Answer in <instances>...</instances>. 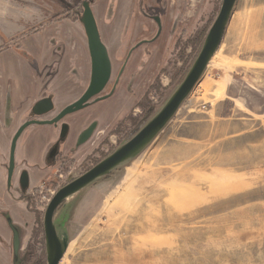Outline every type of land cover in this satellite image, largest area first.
<instances>
[{
    "label": "rangeland",
    "instance_id": "obj_1",
    "mask_svg": "<svg viewBox=\"0 0 264 264\" xmlns=\"http://www.w3.org/2000/svg\"><path fill=\"white\" fill-rule=\"evenodd\" d=\"M82 1L76 0L60 11L54 21L67 16L81 24L82 6L78 5ZM151 1L154 4V0H147V4ZM221 3L165 0V29L154 43L160 51L154 53L145 70L149 76L165 63L161 78L136 105L117 94L87 114L103 109H111V114L120 108L130 116L120 134L106 137L101 154L125 143L127 136L160 110L178 86V78H174L178 68L192 65L195 60L191 46L183 50V43L206 26L207 20L209 30ZM90 6L101 29H120L121 20L131 15V28L138 35H147L148 21L140 15L141 6H134L132 0H96ZM142 10L155 13L157 8L147 10L143 3ZM108 12L120 14L116 21H106ZM159 33L158 28L156 36ZM107 39L114 42L116 36ZM108 48L117 51L115 46ZM146 56L137 58L135 68ZM25 70L10 66L8 72L0 70L7 75V80L0 78L5 101L15 95L23 101L32 95L34 88L25 83ZM146 80L141 79L134 93L127 96L138 99ZM85 87L80 85L76 90L75 83L70 82L64 94L75 89V100ZM53 106L50 116L65 106L61 96L53 99ZM30 109L13 112L15 127L28 118ZM83 110L68 119L80 120L85 115ZM98 120L102 131L109 121ZM101 136L98 132L93 141ZM65 148L67 144H55L52 149L62 153ZM49 156L48 152L47 165H39L44 170H36L34 184H46L44 188L55 193L79 174L80 165H69L74 170L65 174L59 165L49 163ZM34 184L29 183V187ZM52 196L38 195L39 214L34 213L28 240L22 247L28 234L18 227L11 238V222L29 225L32 215L27 212L31 210L17 209L13 198L0 193V264H46L44 235L33 236V232L36 218L43 220L45 202ZM76 198L75 203L81 206L80 229L59 264H264V0H237L218 53L167 126L135 158ZM15 234L17 253L13 250ZM28 243L33 246L31 250Z\"/></svg>",
    "mask_w": 264,
    "mask_h": 264
},
{
    "label": "flooded vegetation",
    "instance_id": "obj_2",
    "mask_svg": "<svg viewBox=\"0 0 264 264\" xmlns=\"http://www.w3.org/2000/svg\"><path fill=\"white\" fill-rule=\"evenodd\" d=\"M143 3L146 5L147 10L149 9L153 10L155 8H157V10L155 11V13H152V12L144 13V11L142 10ZM133 4L134 6L137 5L138 8L141 6L140 11L142 13L140 12V15L144 18V20L148 21L149 28L148 30H146L147 35H143V33L141 35H138L135 29L131 28V25L133 26L131 22L134 19L130 20V17L128 20L127 18L122 20L121 23L123 27L121 29L117 31L110 30L109 34L103 35V36L99 33L101 42L103 43V45L105 46L107 50L108 57L111 63V76H110V79L105 89L99 95H96L88 102L89 105L84 108V110H86L84 112L85 115L82 116V118L78 121L77 120L70 121V119H68L70 117H73L74 114H77V113H73L71 115H67L63 117L56 124H52V125L34 124V125H30L29 127L25 128L19 134L18 138L15 141V149L13 152V170L11 172L10 178H9V161L11 158V145L13 144V140L16 134L18 133L19 129L27 122H33V121H37V122L47 121L48 122V121L54 120L55 118L59 116L61 111L66 106L79 100L84 94V92L86 91L89 85L90 75H91V61H90L87 42L84 41V44L81 45V42H79V38L74 36L75 37L74 42L77 41L81 45L80 48L83 51L81 55L84 54V58H85L84 63L86 67L87 78H86V84H83V85H85L86 87L74 101L64 106L61 110L54 112V114H52L51 116L49 114H51L54 110L53 109L54 108L53 99L51 96L47 95L43 99H49L51 101V104H52L51 111L36 115L32 112V108H31L30 109L31 114L28 116L27 119H22L20 124L17 121L19 126H16L17 127L16 128L14 124L16 120L15 118H13V114H14L13 112H16L17 110H20V109L21 110L25 109L23 102H21L22 101L21 100L20 102H18V105L14 107L12 106V104L14 105L13 101L16 95L15 97H12L10 100L5 101L4 92L0 93V96L2 97L1 98L2 102L0 105V160H2L0 161V169L2 170L1 175L3 177V182H4L2 183V185H0V193L4 192V194H7L9 196L10 195L14 196L17 194L19 195L23 194L26 191H29V189L31 188L29 187L28 174L24 171L25 169L20 170V167H19L20 164L18 163V159H17V153H18L17 151L19 150L20 144H37V145H34V147H38V144H51L49 150L46 153L47 155H48V152L50 154L49 158L47 159L49 163L50 164L53 163L54 166L59 165L58 168L64 171L65 174H70L72 172L73 168H71L69 165H72V164H77V166L80 165L78 169L79 174L77 176L91 169L94 165H96L102 159H104L106 155L108 156L110 152L111 153L113 152L109 150L106 154H103V153L101 154L100 150L103 147H105V145L107 144L106 137L109 138L111 136H115L121 133L122 124L127 121L129 122L130 116H128L127 113L125 114L124 112L120 111L121 110L120 108L115 113L111 112V114H110L111 109L109 111L103 109L100 112H97L96 114L93 113L92 115H87L90 109H92L94 106H96L99 103H104L109 100H113V98H115L117 94H119V92H122L123 95L127 97L128 102L130 100H133V102L135 101L134 105L138 104V102L141 101V99H143L147 95L148 91L152 90V86L154 85V83H156L155 80L157 81L158 79L161 78L162 73L164 72V69H165V63H163L159 67L155 68L153 72H150L149 76H146L145 74V70L147 69L148 64L154 58V53L160 51V48L157 47L154 43L159 38L162 31L164 32V29H165V0H154V4L152 1L151 3L147 4V0H133ZM112 13L108 12V15H107L108 17L106 18H109L112 15ZM156 19H158L159 24L156 21ZM63 20L71 21L67 17V18L60 20L59 22ZM153 26L156 28L155 31H153ZM158 28L160 30V33L156 36V31L158 30ZM115 32L116 34H114ZM113 34L116 36V40L114 42H110L107 38L113 36ZM34 35H37V34H34V33L28 34V35L22 34L18 36L17 38H14L11 41V43L0 46V62H2V60L4 61L3 64H1L0 70L5 69V72H8L7 69L9 68V66L11 68L17 67L19 69H23L24 67H21L19 65L20 62H27L29 66L39 68L37 69V71L40 70L41 67L38 65V63L34 61L31 53H29V51L24 49V47L22 46V42L24 40ZM50 45H51L50 47L52 48L51 52H49L50 55H52L55 58L57 57L58 59H60V61L59 60L57 61L53 60L52 62L49 61L43 66L44 68L43 70L41 68L42 73H40L39 77H37V83H36L35 88L33 86L35 94H37L39 89L41 88L46 89V86L44 84H41L40 82L41 80L43 81V83L45 80L47 81L50 80L52 84H55L54 76L57 75L59 70L60 72L58 74H62L63 71L64 72L67 71L70 78L75 79L76 82L80 81L79 79L80 74L77 73V69L79 68V66L77 67V63H80L79 60L81 61V55L78 54L79 52L77 51V47L73 46V53L70 54V51L68 48H66V46L64 49L63 47H60L59 44L55 45V40H51ZM108 46L117 47V51L114 52L111 50V48L109 50ZM38 54H39V51L37 52V55ZM141 54H146L147 56L144 57L141 64H139V67L135 68L136 60ZM43 55H45V52H43ZM9 59H11V61H9L10 63L8 62ZM133 64H134V67L132 66ZM75 66L77 67V69ZM3 76L7 80L6 78L7 75L3 72L0 73L1 79H3ZM44 77H47V78H44ZM146 77H147V80L145 81L143 85V90H142V94L140 95V97L136 100L133 99L132 97L129 98L127 95L130 96L131 94H133L139 81L141 79L145 80ZM80 83L81 82H79L78 84ZM0 90L4 91L2 81H0ZM65 90H67V88H65ZM126 108H127V105H126ZM113 113L114 115H112ZM104 114L106 115V122L109 121V123L105 125V127L101 131L100 127L102 124L98 119H100L101 118L100 116ZM93 124H95L96 126L91 136L89 137L87 141H85L82 144H97V145L87 156L84 157V155H80L78 162H76L74 157L72 156L74 152L69 153L71 155L63 156L61 154V151L57 152V150L54 151L52 149L55 144H67L70 151L77 147H80V146H77L76 144H79L82 134L85 131H87ZM98 132L102 136L100 138L95 139V141H93V139L95 138V135ZM133 136H131V138ZM120 138L117 139V141L120 142ZM126 139H127L126 141L129 140L128 136L126 137ZM57 171L58 170H55V167H54V172L56 173ZM54 172H53V176L55 177ZM77 176H74V177L72 176V179ZM24 184L26 185L24 186ZM50 185L52 184L50 183ZM53 187L55 188L56 186L54 185ZM29 197L30 198L28 200L27 208H29L31 210L30 213L34 215V213L39 212L40 207H41V205L40 207L38 205V201H40L38 197V186H35L32 189H30ZM33 206L35 210L32 209ZM14 232H15L14 230L12 232V228H11V236H10L11 238ZM32 247L33 246H30V247L28 246V249L31 250Z\"/></svg>",
    "mask_w": 264,
    "mask_h": 264
},
{
    "label": "water",
    "instance_id": "obj_3",
    "mask_svg": "<svg viewBox=\"0 0 264 264\" xmlns=\"http://www.w3.org/2000/svg\"><path fill=\"white\" fill-rule=\"evenodd\" d=\"M236 2L237 0H222L219 12L207 31L199 53L185 74L183 80L170 94L160 110L131 139L121 144L91 169L73 179H70L52 196L44 210L42 220L46 264H59L69 245L68 235L65 232L59 231L53 221L57 209L70 197L94 184L97 180L107 177L115 169L135 158L167 126L203 77L210 61L222 42ZM81 6L82 15L80 22L85 32L91 61L89 85L82 97L76 102L66 106L54 120L48 122H27L19 129L13 140V144L11 145L9 178L13 170L15 141L25 128L34 124H56L63 117L84 109L89 105L88 102L93 97L99 95L105 89L110 79L111 63L107 50L101 42L95 16L87 0L82 1ZM156 21L158 22V19H156ZM51 109L52 104L49 99L40 100L32 106V112L36 115L47 113L51 111ZM95 126L96 125L93 124L82 134L79 144H76L77 146L83 145L82 143L89 139ZM17 248L18 239L15 234L13 237V250L15 253H17Z\"/></svg>",
    "mask_w": 264,
    "mask_h": 264
},
{
    "label": "crops",
    "instance_id": "obj_4",
    "mask_svg": "<svg viewBox=\"0 0 264 264\" xmlns=\"http://www.w3.org/2000/svg\"><path fill=\"white\" fill-rule=\"evenodd\" d=\"M74 2H76V0H0V46L11 43V41L14 38H17L22 34H26V35L33 33L37 34L24 40L22 42V46L24 47V49L29 51V53H31L34 61L38 63V65L42 68V70L44 69L43 66L49 61L51 62L53 60L60 61V59H58L57 57L56 58L53 57L49 53L52 50V48L50 47L51 40H55V45L59 44L60 47H63L64 49L66 46V48L69 49L70 54L73 53V46H76L77 51L79 52L78 54L81 55L83 51L80 48V46L84 44V41L87 42L85 32L83 30V26L80 23L76 24L69 20H63L61 22L54 21L57 18V15L60 11L61 12L64 11ZM132 4H133V0H132ZM118 14L120 13L113 12L109 18H106V21L107 19H111V18H113L112 21H116L115 17ZM95 20L98 27V31L102 36L109 34L110 30H115V31L119 30V29H109V30L101 29L99 19L95 17ZM120 26L123 27V25ZM114 34H116V32ZM74 36L79 38V42H81V45L76 40H75L76 42H74V38H75ZM219 49L220 46L216 51V54L218 53ZM38 51L39 54L37 55ZM43 52H45V55H43ZM84 59L85 58L83 54L81 55L80 63H77V67L79 66V68L77 69V67L75 66L77 69V73L80 74L79 77L80 81L76 82L75 79L70 78L67 71L65 72L63 71L62 74H58L60 72L59 70L57 75L54 76L55 84H52L50 80L49 81L45 80L44 83L41 80L40 81L41 84H44L46 86V89L44 88L39 89L37 94H35V91L33 90L32 95H30L23 101H21L22 99L16 96L13 101L14 105L12 104V106L14 107L17 106L18 102L21 101L23 102L25 108H32V106L36 102L45 98L47 95L51 96L52 99L61 96V101L65 103V106L66 104H69L70 102L74 101L76 90H78V88H76V90L74 89L75 91L72 90L69 94H64L65 85L70 84V82H74L75 86L77 87H79V85L86 84L87 76H86V67H85ZM19 65L27 69V72L25 70V73L27 75V79L25 83L29 84L30 86H34L35 88L37 83V77H39L40 73H42L41 68L39 72L37 71V69L39 68L29 66L27 62H20ZM160 65L162 64H159L158 67ZM79 82L81 83L78 84ZM118 95L122 96L123 93L119 92ZM1 98L2 97L0 96V105L2 102ZM100 117H101L100 120L102 122H106L105 114ZM50 145L51 144H38V147H36L38 152L35 155L36 149H34V146L32 147L30 144H20L19 150L17 151L18 152L17 159H18V163L20 164L19 166L20 170L21 169L26 170L30 184L36 183L35 182L36 172H37L36 170L38 169L42 171L44 170L42 167H39V165L41 166L47 165L46 153L49 150ZM96 145L97 144H83L82 146L77 147L71 151L68 148H65L61 154L63 156H66V155H71L69 153L74 152L72 156L74 157L75 161L78 162L80 155H84V157L87 156L96 147ZM43 151L45 152V154L42 158L41 154ZM1 174H2V170L0 169V185L4 183ZM35 186H36L35 184L32 185L30 189H32ZM30 189L29 191H26L25 193L20 195L19 194L14 196L10 195V198H13V201H16L15 203L18 204L17 209L19 210L22 209L25 212H27L26 210L28 205L27 198L30 194ZM79 193L70 197L69 199L71 200L67 199L66 202L57 209L53 218V221L56 224L59 231L65 232L68 235L69 244L77 236L81 225L80 224L81 215H79L81 213L80 211L81 206L75 203L77 202L78 198L76 197H78ZM27 213L32 215L30 217L29 225L26 222H23L25 224L20 223L21 226H19L18 225L19 222L13 220L11 222L12 227H10L12 228V232L13 230H15L13 228H16L17 230L18 227H20V230L22 229L23 231H25V234H28L26 236L24 245H22V247H25L26 240H28V236L30 233L31 225H33L31 222L34 219L32 213L30 212ZM14 218H18V217L14 216ZM23 225L25 228L23 227Z\"/></svg>",
    "mask_w": 264,
    "mask_h": 264
},
{
    "label": "trees",
    "instance_id": "obj_5",
    "mask_svg": "<svg viewBox=\"0 0 264 264\" xmlns=\"http://www.w3.org/2000/svg\"><path fill=\"white\" fill-rule=\"evenodd\" d=\"M89 2V4L91 5L94 1L96 0H87ZM78 6H81V4H79ZM64 18H67V16L63 17L61 16L57 21L59 22L60 20L64 19ZM69 18V17H68ZM71 20V19H70ZM206 26H204L203 28H201L200 30H198L195 34L191 35V36H188L185 40V42L183 43L184 47L182 48L184 50V48H186L187 46H191L192 48V51H193V58H192V61L195 59L196 55L198 54L201 46H202V43H203V40L205 38V35H206V32L208 30V27H209V24L210 22L207 20V22L205 23ZM178 41V40H177ZM176 46V45H175ZM184 52V51H182ZM182 56V55H181ZM168 63V62H167ZM190 65L191 63H189L188 65H186L185 67H180L178 68V72L175 73V77L174 78H178V84L183 80V77L185 76V74L187 73L188 69L190 68ZM142 127V126H141ZM141 127H138L136 130H135V133L141 128ZM134 133V134H135ZM134 134H132L131 136H133ZM128 137V139L131 138ZM39 214V212H37ZM36 213V214H37ZM36 233V235L38 234H42V221L40 220H37L36 218V221H35V230L33 232V236L34 234ZM30 242H32V237H31V240ZM42 244H44V239L42 240ZM32 244L29 243V247L31 246ZM40 264H45V261H42L40 262Z\"/></svg>",
    "mask_w": 264,
    "mask_h": 264
},
{
    "label": "built area",
    "instance_id": "obj_6",
    "mask_svg": "<svg viewBox=\"0 0 264 264\" xmlns=\"http://www.w3.org/2000/svg\"><path fill=\"white\" fill-rule=\"evenodd\" d=\"M57 173H58V171L56 172V174ZM55 177H56V175H55ZM49 186H51V185L49 184L48 187ZM44 187H46V184H40L38 186V195H39L40 198L45 196L46 194H48L49 196L55 194V193L51 192L50 189H47V188H44ZM49 200L47 201L48 203H49ZM47 202H45V206H47V204H48Z\"/></svg>",
    "mask_w": 264,
    "mask_h": 264
}]
</instances>
